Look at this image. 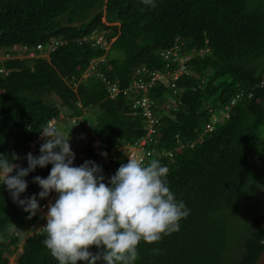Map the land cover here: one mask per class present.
<instances>
[{
  "label": "trees",
  "instance_id": "1",
  "mask_svg": "<svg viewBox=\"0 0 264 264\" xmlns=\"http://www.w3.org/2000/svg\"><path fill=\"white\" fill-rule=\"evenodd\" d=\"M93 31L105 32L106 50L92 46ZM39 44L40 57L11 59L13 48ZM174 45L191 56L189 74L175 88L154 85L150 98L156 112L163 99L173 101L161 115L155 149L172 152L158 161L189 215L178 232L155 244L141 241L135 264H255L264 247V0H155V7L142 0H0V56L9 58L0 62V153L19 158L62 113L91 135L75 159L94 161L106 183L126 163L115 148L134 144L144 131L131 100L110 99L105 84L125 87L136 68L162 71L160 53ZM93 110L86 127L82 117ZM49 168L25 177L21 199L39 191L32 177H46ZM242 215V234L230 251V222ZM34 220L1 186L0 264L18 249L16 264H56L41 243L45 233L25 240L19 233Z\"/></svg>",
  "mask_w": 264,
  "mask_h": 264
},
{
  "label": "clouds",
  "instance_id": "2",
  "mask_svg": "<svg viewBox=\"0 0 264 264\" xmlns=\"http://www.w3.org/2000/svg\"><path fill=\"white\" fill-rule=\"evenodd\" d=\"M142 2L155 7V0ZM36 47H15L12 50L17 54L11 59L38 58L35 53L41 49ZM88 74L87 70L83 76ZM167 108L160 106V118L172 111V104ZM39 136L42 142L38 154L28 152L24 156L26 167L16 163V155L0 153V187L29 217L35 215L28 231L32 235L45 233L41 243L56 264H135L141 241L155 244L163 236L178 232L179 222L189 215L183 200H177L168 186L167 166L158 160L142 164L127 159L105 183L102 169L94 161L74 166L69 135L65 137L54 126L46 125ZM46 166H50L46 177H32L39 191L21 199L27 188L25 177ZM50 193L55 194V199L48 203L42 219L44 231L35 233L30 228L40 216L38 210L53 194L40 206L38 201ZM90 247L97 251L93 253Z\"/></svg>",
  "mask_w": 264,
  "mask_h": 264
},
{
  "label": "built area",
  "instance_id": "3",
  "mask_svg": "<svg viewBox=\"0 0 264 264\" xmlns=\"http://www.w3.org/2000/svg\"><path fill=\"white\" fill-rule=\"evenodd\" d=\"M104 31H93L91 42L93 47H101L106 50V40L104 38ZM82 42H85L83 39ZM54 41L50 43L49 50H53ZM42 45H37L36 49L40 50ZM25 51V48H22ZM32 57V53L28 54ZM160 59L164 63V68L162 71H153L148 72L142 68H136L133 73L130 75V80L128 84L120 88L117 84L106 83L105 89L107 91L108 97L110 99H116L119 97H123L125 100H131V111L136 112L138 115H141L143 118V131L144 135L138 139L134 144H124L120 145V147H116L114 151H119L123 149L126 162L127 159H136L138 162L142 164L149 163L153 160H159L160 158L167 157L171 158L172 152H167L165 150L158 151L155 149V146H158L159 142L156 140V136L159 132L161 126V118L156 112V106L154 105L153 100L150 98V91L152 87L159 82L162 81L164 85L169 84L171 88L176 87V82L183 76L189 74L186 69V65L190 62L191 56L186 54L181 50V45H174L166 51H162L160 53ZM103 61V58L93 59L89 62L88 71L92 72L95 69V66H99ZM99 63V64H98ZM175 66V67H174ZM1 72V70H0ZM76 85H73V89L75 90ZM165 100L163 99V102ZM232 103V102H231ZM163 106V105H162ZM167 108V106H166ZM222 116L226 117L225 113H222ZM64 116L62 113H59L56 119H51L47 126H54L56 128L57 121L62 119ZM71 122L74 123L75 120L71 119ZM205 131L211 132L212 126L211 124L205 125ZM42 142L39 134L32 138L27 145L26 151L19 157L16 163H19L22 167L26 165V161L24 160V156L26 153L31 152L33 155L38 154L39 144ZM180 152V151H179ZM177 152V153H179ZM74 166H78L79 163L77 159L73 161ZM49 199L46 203L40 206L38 213L41 214V211L45 209V207L49 203ZM42 215L39 216L38 220L34 225L31 226V230L35 233L43 232L44 224L42 222Z\"/></svg>",
  "mask_w": 264,
  "mask_h": 264
},
{
  "label": "rangeland",
  "instance_id": "4",
  "mask_svg": "<svg viewBox=\"0 0 264 264\" xmlns=\"http://www.w3.org/2000/svg\"><path fill=\"white\" fill-rule=\"evenodd\" d=\"M3 59H4V57L0 56V62H2ZM28 59H32V58H28ZM167 99L169 100V98H167ZM169 101L173 102L172 99ZM171 102H169V104H168V101L165 100L164 102H162V105H163L162 108L165 110H169L168 108H166V106H170ZM164 112L166 113L168 111H164ZM96 113H97V111L93 110L91 113H88L87 115H84L82 117V121L88 123V125L86 124V127H88L89 124L94 123ZM56 127H57V130L60 131L65 137H67V135H69V137H70L69 143H70L71 150L73 152H75L76 154H80L83 145L86 144L91 138L89 131L85 130L83 128L80 121H78L76 124H72L70 119H68L65 116L62 119H59L57 121ZM54 199H55V194H53L49 198V201L51 202ZM46 211H47V206L45 207L44 210L41 211L40 215H42V217H43L44 214L46 213ZM243 224H244V216L243 215L235 217L230 222V226H231V228L229 229L230 233H228L226 236L227 244L230 247V251H234V248L236 247L234 244L242 234V233H240L242 230L240 226ZM19 233L23 234V240L32 236V233L29 232L27 229H21ZM21 244H19V247H21ZM20 252H21V249H18V251L13 256L9 257L8 258V264H16V260H17L18 255L20 254Z\"/></svg>",
  "mask_w": 264,
  "mask_h": 264
},
{
  "label": "water",
  "instance_id": "5",
  "mask_svg": "<svg viewBox=\"0 0 264 264\" xmlns=\"http://www.w3.org/2000/svg\"><path fill=\"white\" fill-rule=\"evenodd\" d=\"M255 264H264V247Z\"/></svg>",
  "mask_w": 264,
  "mask_h": 264
},
{
  "label": "bare ground",
  "instance_id": "6",
  "mask_svg": "<svg viewBox=\"0 0 264 264\" xmlns=\"http://www.w3.org/2000/svg\"><path fill=\"white\" fill-rule=\"evenodd\" d=\"M48 51H51V50H48ZM7 57H8V55H5V56H4V58H6V59H7ZM0 70L2 71V69H0Z\"/></svg>",
  "mask_w": 264,
  "mask_h": 264
}]
</instances>
